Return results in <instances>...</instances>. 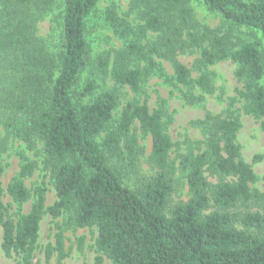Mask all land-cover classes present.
<instances>
[{"label":"trees","instance_id":"trees-1","mask_svg":"<svg viewBox=\"0 0 264 264\" xmlns=\"http://www.w3.org/2000/svg\"><path fill=\"white\" fill-rule=\"evenodd\" d=\"M98 1L0 0V176L10 141L25 147L15 150L19 169L5 187L0 178L3 253L32 264L40 221L49 213L64 216L55 243L44 246L47 260L54 252L58 262L68 255L65 228L95 227V264H264V192L251 187L257 176L236 142L239 115L206 113L197 121L203 147L176 160L163 101L150 109L136 97L153 75L211 93L207 67L230 59L244 111L264 129V0H135V26L107 8L105 21L123 44L93 55L89 18ZM193 1L220 15L225 26L200 23ZM48 15L56 41L38 34V22ZM193 51L191 67L178 60ZM161 60L171 64L170 76ZM87 70L127 86L134 98L115 113L117 90L97 92L94 79H81ZM183 98L195 103L200 96L189 90ZM137 132L150 138L149 175L140 174L144 148ZM39 163L57 197L48 206L43 185L32 196L24 183ZM179 176L187 199L171 204Z\"/></svg>","mask_w":264,"mask_h":264},{"label":"rangeland","instance_id":"rangeland-1","mask_svg":"<svg viewBox=\"0 0 264 264\" xmlns=\"http://www.w3.org/2000/svg\"><path fill=\"white\" fill-rule=\"evenodd\" d=\"M136 2L135 0H99L95 11L89 18L91 29L92 49L91 54H96L106 50L118 49L122 46L123 40L110 28L105 21V10L111 8L119 17L127 19V21L135 26L139 23L136 17ZM195 18L202 24H207L210 27L225 26L220 15L210 12L201 3L193 1L191 3ZM38 34L50 37L57 40L58 34L52 29L50 15L40 20L37 24ZM198 52L179 53L177 58L179 61L192 66ZM167 75L172 74L171 64L166 60H161ZM211 74L213 91L211 93H202L198 89H189L182 85H174L166 82L163 77L153 75L147 78L142 84V92L137 95L139 100H147L150 109L156 107L157 102L163 101V109L165 113V121L167 123L166 131L170 135L174 146L171 149V157L178 159V154L187 151L189 148L203 147L202 141L205 135L198 125L197 121L203 119L206 113L225 115L227 111H233L239 115L240 128L237 132L236 142L240 146L242 158L250 164L254 170L257 179L251 184L252 188H256L264 192V129L260 126V120L249 113H246L243 108V100L238 96L237 90L241 87V82L235 76V63L230 59H225L207 67ZM197 75L196 70H191V76ZM90 77L97 84V92L115 88L118 92L119 104L115 113L129 99L134 98V94L127 86H118L108 76L101 74H92L88 70L84 71L81 79ZM80 79V81H81ZM264 85V75L261 79ZM191 91L194 95L200 96V99L195 103H189L183 98V93ZM139 143L143 146V153L140 157L139 167L140 174L149 175L152 173V167L147 163L146 157L150 151V138L143 136L137 132ZM3 135L0 127V136ZM40 147V146H39ZM16 149H25L24 144L12 140L9 143L8 149L3 153L2 162L4 170L1 173L2 186L5 187L10 178L19 169V159L15 154ZM30 158L36 156L32 152L25 151ZM259 156L257 159L256 157ZM39 167L33 174L25 178L24 183L30 189L33 196L34 188L38 185H43L45 188V206L52 204L56 200V193L48 175ZM180 177V176H179ZM213 180V178H210ZM178 188L174 191L171 197V204L179 200L187 199V186L185 179L180 177ZM33 198V197H32ZM32 198L26 201L22 206V211H27L32 202ZM5 203L11 202L10 197L5 194L3 196ZM15 208L10 209L12 212ZM243 210L244 208L241 207ZM256 209L257 207H251ZM263 210V208H259ZM63 216L53 218L49 213H45L40 221L39 228V247L35 251L32 264H95L94 239L96 237V228H63L64 249L68 255L58 262L57 253L54 252L47 260L45 256L44 246L47 243H55V233L58 231L56 224H62ZM63 227V226H62ZM1 235V230H0ZM82 239V247L79 248V239ZM1 242V238H0ZM0 264H17L14 257H7L3 253L0 246ZM104 264H110L109 260L105 259Z\"/></svg>","mask_w":264,"mask_h":264}]
</instances>
